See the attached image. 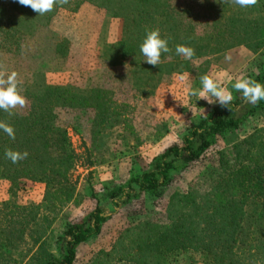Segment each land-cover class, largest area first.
Returning <instances> with one entry per match:
<instances>
[{"label": "trees", "instance_id": "1", "mask_svg": "<svg viewBox=\"0 0 264 264\" xmlns=\"http://www.w3.org/2000/svg\"><path fill=\"white\" fill-rule=\"evenodd\" d=\"M168 1L69 0L41 16L18 0H0V30L5 29L0 36L9 42L33 37L61 9L90 2L124 21L122 38L108 45L102 58L112 66H133L135 86L142 95H147L144 89L153 82L192 73L193 61L205 58L200 68L211 67L237 47L258 56L244 76L264 84V10L249 19L226 8L211 19L189 10L172 12ZM258 3L264 7V0ZM199 27L204 29L202 34ZM156 28L162 37H170L172 51L162 54L159 66H152L144 61L140 45L147 32ZM181 44L195 50L191 59L175 53ZM56 52L58 58L67 56L61 45ZM21 88L29 103L26 112L13 110L9 117L0 110V120L15 129L14 140L0 130V180L10 185L14 197L0 201V264H77L79 247L98 236L106 223L142 196L161 199L176 177L203 162L222 143L216 153L217 180L207 194L173 193L163 220L130 225L118 234L110 252L100 251L86 264H180L185 258L189 264L198 260L202 264H264V100L248 104L231 89L234 100L229 107L217 104L190 123L180 141L147 169L135 172L125 184L104 186L92 211L65 223L56 233L60 212L75 196L69 180L76 160L60 113L74 111L78 114L74 121L79 123V114L93 111L94 119L89 121L92 140L98 144L105 143L103 129H114L119 123V114L112 109L107 92L99 88L49 85L44 75L34 76ZM6 149L29 155L13 164L5 158ZM23 179L44 185L41 199L26 205L17 202L19 192L25 191L19 183Z\"/></svg>", "mask_w": 264, "mask_h": 264}, {"label": "rangeland", "instance_id": "2", "mask_svg": "<svg viewBox=\"0 0 264 264\" xmlns=\"http://www.w3.org/2000/svg\"><path fill=\"white\" fill-rule=\"evenodd\" d=\"M168 3L172 12L189 10L202 18L211 19L218 17L226 8L249 19L262 15L264 10L259 3L255 8H240L222 0H169ZM75 8L73 5L58 11L50 24L38 29L33 37L16 38L17 41L9 42L3 34L0 36V65L8 72L16 71L21 86L29 83L34 76L44 75L49 85L99 88L107 92L112 109L119 114V123L114 129H103L105 143L98 144L92 140L94 132L89 121L94 119L93 111L79 114V123L74 121V116H78L74 111L60 113L76 166L69 180L75 188V196L60 212L55 225L56 233L64 228L65 223L77 221L92 211L96 200L102 198L104 186L125 184L135 172L147 169L165 149L180 141L190 123L208 114L204 110L208 107L206 100H197V97L186 94L185 85L178 79L180 73L151 83L144 89L147 95H142L135 86L133 66H112L102 58L106 47L122 38L124 21L115 18L106 7L90 2H83ZM199 21H202L200 17ZM199 29V34H202L204 29ZM58 45L66 49L65 59L57 57ZM237 57V52H227L211 67L204 66L202 69L200 67L205 58L193 61L189 84L192 88L202 87V75H216L217 66H229ZM251 63L237 77L244 76ZM28 106L29 103L23 109L15 110L24 114ZM222 147L223 143L219 144L209 151L203 162L176 177L161 199L142 196L124 208L104 225L98 236L79 247L77 264H86L100 251L110 252L118 234L130 225L147 219L163 220L166 204L173 193L192 191L201 196L207 194L217 180L214 176L218 160L216 153ZM19 183L25 191L17 195L18 203L26 205L41 199L43 184L26 179ZM9 188L7 182L0 180V201L14 199ZM189 263L191 261L186 258L180 262ZM196 264L202 262L198 260Z\"/></svg>", "mask_w": 264, "mask_h": 264}, {"label": "clouds", "instance_id": "3", "mask_svg": "<svg viewBox=\"0 0 264 264\" xmlns=\"http://www.w3.org/2000/svg\"><path fill=\"white\" fill-rule=\"evenodd\" d=\"M203 2V0H201ZM224 3H232L240 8L255 6L258 0H222ZM18 3L25 7H30L38 15H45L54 10L57 6H63L69 3V0H18ZM170 37H162L160 29L156 28L147 32L146 37L140 45V52L144 56V61L149 65L159 66L162 54L172 51L169 47ZM175 53L185 59H191L195 55V50L186 45H177ZM179 82L185 85V92L189 96H195L198 99H204L208 104H219L221 107H229L233 102L234 96L232 90L224 84V78L221 75L204 74L200 77L202 88L195 89L189 84V74H180ZM231 89L240 93L241 99L255 105L264 100V84L247 76H240L231 82ZM27 98L22 94L21 81L18 79L16 71L8 72L0 65V110H3L9 117L14 115L17 108L23 109L27 105ZM0 130H3L11 139H15V129L10 123L0 120ZM5 158L13 164L26 159L29 155L27 151L20 152L12 149L5 150Z\"/></svg>", "mask_w": 264, "mask_h": 264}, {"label": "crops", "instance_id": "4", "mask_svg": "<svg viewBox=\"0 0 264 264\" xmlns=\"http://www.w3.org/2000/svg\"><path fill=\"white\" fill-rule=\"evenodd\" d=\"M235 53H238V57L236 60L231 63L229 66H217L216 67V75H221L224 78V84L226 87L229 88L231 82L235 80V78L240 75L242 71L253 62L256 58V54L252 53L250 50L246 49L245 47H238L235 50H232ZM232 51H228V54ZM202 87H196L195 89H200ZM231 90V89H230ZM215 104H212L214 106ZM210 104L208 107H205L204 110L209 113L210 109L212 108Z\"/></svg>", "mask_w": 264, "mask_h": 264}]
</instances>
